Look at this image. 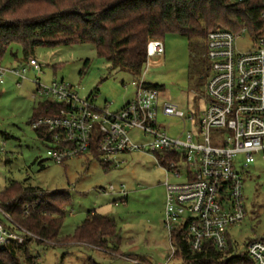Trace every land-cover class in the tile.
Listing matches in <instances>:
<instances>
[{"label": "built area", "instance_id": "obj_1", "mask_svg": "<svg viewBox=\"0 0 264 264\" xmlns=\"http://www.w3.org/2000/svg\"><path fill=\"white\" fill-rule=\"evenodd\" d=\"M249 1L230 0L235 4ZM261 1V28L256 35L246 30L235 33L222 29L207 34L208 70L202 88L207 106L197 121L177 106L162 102L161 91L145 81L150 59L165 54L161 40L148 43L146 70L141 80L133 82L135 97L116 113L98 110L95 97L80 99L64 81L42 83L38 75L44 66L35 57L11 67H4L0 61V85L7 77L16 78V84L21 85L31 80L27 74L34 71L38 73L32 79L37 87L35 94L61 106L57 115L32 122L33 129L50 144L47 155L52 161L62 165L73 158L92 156L96 150L100 160L110 165L118 163L120 155L141 152L156 155L159 165L176 179L165 182L164 227L170 248L166 261L160 264H174L176 260V231H186L195 253H201L208 244L226 251L229 241L233 242L230 228L240 225L246 217L244 178L238 168H248L257 155L264 154V0ZM242 43H249L246 51L240 50ZM160 115L183 121L182 134L171 138L158 122ZM187 123L193 126L189 131ZM133 132L147 140L135 142ZM239 156L244 157L243 164ZM119 194L121 203H125L128 195L124 187ZM0 212L9 221L8 227L0 221V248L21 245L28 236L37 238ZM246 252L253 264H264V239L250 242Z\"/></svg>", "mask_w": 264, "mask_h": 264}, {"label": "rangeland", "instance_id": "obj_2", "mask_svg": "<svg viewBox=\"0 0 264 264\" xmlns=\"http://www.w3.org/2000/svg\"><path fill=\"white\" fill-rule=\"evenodd\" d=\"M163 42L166 52L150 59L145 81L162 86V102L177 106L197 121L207 106L202 92L205 79L197 80L189 74L191 54L185 38L168 34ZM248 46L249 43H242L239 48L246 51ZM16 49L14 46L13 50ZM34 57L44 66L38 75L42 83L64 81L75 89L80 99L95 97L94 106L111 113L122 110L135 97L133 82L142 79L122 71L110 73V65L98 58L92 44L41 47L36 49ZM88 60L90 64L85 69ZM1 62L4 67L16 63L10 51ZM37 74L28 72L31 80L21 85L13 77H7L0 85V192L12 183H20L46 193L68 194L70 202L57 242L36 238L32 247L38 264L164 263L170 248L164 227L165 182L176 179L159 165L156 155L141 152L120 155L118 163L110 165L89 155L62 165L52 161L47 155L50 144L38 138L31 124L34 109L46 100L35 94L37 87L32 79ZM158 122L171 138L179 137L184 130L183 121L176 118L160 115ZM192 127L187 123L186 130ZM131 138L139 143L147 140L137 132ZM238 160L243 164L244 157L239 156ZM238 170L244 178L246 217L229 231L238 251L246 252L250 242L264 239V154L257 155L248 168ZM122 187L128 195L125 203H121L119 194ZM90 212L113 219L117 227L115 235L102 249L86 243H65ZM0 220L4 224L9 222L2 212ZM174 264L182 262L176 259Z\"/></svg>", "mask_w": 264, "mask_h": 264}, {"label": "trees", "instance_id": "obj_3", "mask_svg": "<svg viewBox=\"0 0 264 264\" xmlns=\"http://www.w3.org/2000/svg\"><path fill=\"white\" fill-rule=\"evenodd\" d=\"M261 11V0L244 4L230 0H0V61L9 51L21 65L41 47L92 44L98 58L110 65V73L122 71L139 78L146 68L148 43L176 34L188 41L189 74L204 80L208 70L207 34L222 29L256 35L261 28ZM89 64V60L85 62V69ZM150 86L163 90L162 86ZM60 108L49 101L41 102L34 109L31 124L57 115ZM36 134L46 140L40 131ZM91 157L104 164L96 150ZM69 202L65 192L46 193L20 183H12L0 192V209L16 226L42 242H57ZM115 232L113 219L90 212L64 242L101 248ZM37 239L28 236L21 245L0 248V264H38L32 252ZM173 243L176 259L182 264H253L247 252H239L232 241L226 251L208 244L201 253H195L186 231L180 229L173 234Z\"/></svg>", "mask_w": 264, "mask_h": 264}, {"label": "crops", "instance_id": "obj_4", "mask_svg": "<svg viewBox=\"0 0 264 264\" xmlns=\"http://www.w3.org/2000/svg\"><path fill=\"white\" fill-rule=\"evenodd\" d=\"M164 43V42H163ZM165 52H166V50H165ZM15 65H18L17 64V62L16 63H14L12 66H15ZM11 67V66H10ZM14 78V77H13ZM15 80H16V78H14ZM16 83H17V80H16ZM129 101H131V100H129ZM128 103V102H127Z\"/></svg>", "mask_w": 264, "mask_h": 264}]
</instances>
